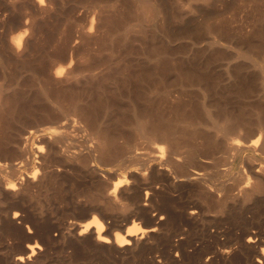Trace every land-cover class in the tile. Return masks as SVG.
Wrapping results in <instances>:
<instances>
[{
    "label": "bare ground",
    "instance_id": "obj_1",
    "mask_svg": "<svg viewBox=\"0 0 264 264\" xmlns=\"http://www.w3.org/2000/svg\"><path fill=\"white\" fill-rule=\"evenodd\" d=\"M7 1L0 0V264H264V209L249 214L264 199V44L233 40L212 15L172 31L165 0L122 2L113 13L97 6L86 29L55 39L44 24L54 0H22L30 11L18 15V0ZM153 19L166 42H203L205 70L219 59L229 81L257 70L263 103H219L214 74L181 68L156 43L143 53L153 67L124 58L115 70L76 54L77 41L111 49ZM227 51L247 66L232 65ZM103 71L106 83H93ZM172 71L179 86L199 87V107H179ZM244 78L232 91L239 96L256 90L253 74ZM168 103L165 112L160 104ZM69 192L71 210L82 211L63 218Z\"/></svg>",
    "mask_w": 264,
    "mask_h": 264
},
{
    "label": "rangeland",
    "instance_id": "obj_2",
    "mask_svg": "<svg viewBox=\"0 0 264 264\" xmlns=\"http://www.w3.org/2000/svg\"><path fill=\"white\" fill-rule=\"evenodd\" d=\"M263 1L264 0H262V3H261V0H224V1L223 0H165L164 3H166L165 5H166L167 14H168V25L172 31L180 32L183 29L197 28L198 26L201 25L203 18H206L207 15H209V16L212 15V17H214V21H213V18H211L210 21L213 23H215L217 19H218L217 22L223 21L226 25V29H228L227 32H229V35H230V37H232L233 40L235 38L236 39L235 41H238V40L241 42L249 41V43L251 42V43H255V44L260 42V43L264 44V39H263L264 36L258 32V30L260 28H261L260 30L264 31V16H263L264 13H262L264 11ZM1 2H2L1 4H4L5 2L7 3L8 1L7 0H1ZM17 2H16L17 6L15 4H14L15 6L14 5L11 6V8L13 7L14 14L18 15L20 13H27V11L29 13L30 6H28V7L22 6L23 5L22 0H21V2L19 0ZM122 2H126L129 4V6H132V0H125V1L124 0H56V1L54 0L53 4H52L53 5L52 6V14L53 15H51L52 19L51 18H49V19L42 18L41 21H43L45 19L44 24L50 28L49 29V30H51V31H49L50 35L56 39L58 36L61 35V33H65L66 31L70 30L71 28L74 30H80L81 28L86 29L89 25L91 15H92L93 11L97 9V6L103 7L106 11H108V13H113V12H115L114 9L118 10L119 5ZM111 3L114 4V6H111L110 5ZM54 4H55V6H54ZM215 16L218 18L216 19ZM220 17L222 18V20L220 19ZM50 20H52V22ZM134 22H135V20H132V23H134ZM158 23L159 22L157 19L145 21L143 23L145 33H142L141 31H139L138 27H136V26H135L136 29L134 27H131L127 33L126 40L123 39L122 43H120L121 41H118V43L114 45L115 47L113 46L111 49L109 47V44L103 45V47L101 46L100 49H97V48H99L98 47V40H95L92 38L88 39L89 42H88V40L86 42H82V43H80V41H77V42H75L76 54L77 55H83V56L89 55L90 57H94L95 59L108 60L112 63V68L113 67H114L113 69L116 68L115 70H117L119 66H122L121 64H123L122 61L124 58L132 60V63H133L132 67H138V65L136 64L137 62L140 63V65L145 64L147 66L153 67L152 63L147 62V60H144V56H143L144 54L143 53L145 51H147V49H145V47L147 48V46L149 44L151 45V43H153V44L156 43L158 45H163L162 48L165 47V50L167 48L168 53H167L166 58L168 60H172L174 62L182 63L181 68L195 69V68L199 67V70H204V71L207 70L206 73L211 72L212 75L214 74L213 77L215 76V79H216L215 83L216 84L214 87L215 89H213V91H212V95L214 96V98L216 100H218L219 103L227 102L225 100H228V103L231 106L234 105L233 107L246 106V104L249 106V103L252 104V102L253 103H255V102L256 103L257 102L263 103V99L259 96V94H262V92L260 91L261 85H260L259 77L257 79V76H259V72L257 70L250 68L251 69V70H249L250 73L246 72V70L243 71L244 74H246L247 76H250L251 74H253L255 79H254V82H252L251 86L252 87L254 86L253 88L256 90H253L252 93L246 92L247 90H245L246 94L244 93L243 96H239L238 94H236L232 91H233V89H235V85H240V84L244 85V86L246 85V82H248V81L245 80L244 74L239 75V78H238V76L236 78H231L229 81L226 78L227 76L223 70L224 65L221 62L223 60H220V59L215 61L214 66H209L210 68L208 67V69L205 70V68H207V64L205 65L206 66L205 67L204 66L205 62L202 60V58L204 59L205 57H208L209 51H207L208 49L204 47V43L201 42L199 44L201 46H199V45H193L192 46V45H190L189 39L185 36H183V38L178 37V39L176 37V38L172 39L173 42L172 41L166 42L164 40V38L160 35V33H158L155 30V27L158 25ZM206 37H208L207 34H202V38H206ZM94 40H95V42H94ZM116 46H118V47H116ZM124 46L126 47V50H125ZM130 47L132 48V50H130L131 49ZM202 47H204V48L201 49ZM226 54L229 57H231L233 55V53H231V51H227ZM233 56H232V58H230V60L233 59V60H231L232 61L231 64L237 60V59L235 60L234 59L235 57H233ZM239 62L243 65H246V66L248 64L247 62H243L241 60H238V62H235L232 65L239 63ZM118 64H119V66H118ZM104 72L105 71L99 73L100 75H98V78L97 77L94 78V80L92 82L96 84V80H99L98 81L99 83L101 81L102 83L105 84L106 83L105 81L107 78L105 79L106 75L104 74ZM257 72H258V74H257ZM157 73L154 72V74H156V75H157ZM175 76H176V74L174 73V71H172L170 74V78L175 79L176 78ZM175 80H177V79H175ZM176 83H175L176 85H174V87L176 86L175 89H177V90L179 89L178 91L182 92L183 93L182 95L184 96V97L182 96V98H181L182 100L180 99L178 102V105L181 104L179 107L183 108L185 105H188L190 100L193 104L198 105V107H199V101L202 99V95H201L202 91H200L199 87L196 85H194V86L190 85L188 83H183L184 84L183 86H181V85L179 86L178 83H180V82L178 80L176 81ZM185 85H187L188 89L186 88ZM143 86L144 85L141 83V87H143ZM178 86H179V88H178ZM258 86H259V88H258ZM117 87L118 86L115 85V88H117ZM115 88H114V90H115L114 92H116V94L118 92H121L120 90H118V88L117 89H115ZM172 89H173V87H172ZM254 92H255V94H254ZM191 94L194 98L189 96ZM234 94H236L237 96ZM155 95L156 96H154L153 99L158 101L159 96H157V94H155ZM256 95H258L257 96L258 98L256 97ZM188 96L190 97V99L187 98ZM244 96L246 98H244ZM218 97H219V99H218ZM226 97L227 98L229 97L230 99H227ZM259 97H260V99H259ZM157 98H158V100H157ZM185 99L188 101H186ZM116 100L118 101V103L121 104V107H123V108L126 107L125 98L120 97V95L117 94ZM245 101H249V102H245ZM182 103L185 104V105L183 104V107H182ZM169 104L172 105L171 103H168V105L160 104L161 105L160 107L162 108V110L167 112L169 110V106H170ZM237 104H238V106H237ZM248 106H246V107H248ZM201 112L202 111H200V115L203 116V113H201ZM66 197L63 199V204L64 205L66 204V208H65V210H63V212H65L66 209H67V211L65 212V214L62 212V214H63L62 217L66 218L67 214L70 217L75 216V215L77 216V214L79 215V213H81V211H82L81 209L75 208V209L71 210V208H70L71 200L73 199L71 196V193L69 192ZM263 201H264V199L258 200V202L256 203V206H254L256 208H254V207L251 208L249 214L253 213L254 215H259L260 213H262L261 211H263V209H264V202ZM262 202H263V204H261ZM68 208H70V209H68ZM253 209H256V210H253ZM70 211H72V212H70ZM67 212H69V213H67ZM69 216H67V217H69Z\"/></svg>",
    "mask_w": 264,
    "mask_h": 264
}]
</instances>
